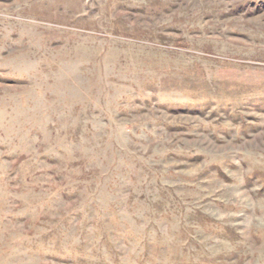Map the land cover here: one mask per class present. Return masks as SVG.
Here are the masks:
<instances>
[{
    "label": "rangeland",
    "instance_id": "obj_1",
    "mask_svg": "<svg viewBox=\"0 0 264 264\" xmlns=\"http://www.w3.org/2000/svg\"><path fill=\"white\" fill-rule=\"evenodd\" d=\"M0 264H264V0H0Z\"/></svg>",
    "mask_w": 264,
    "mask_h": 264
}]
</instances>
